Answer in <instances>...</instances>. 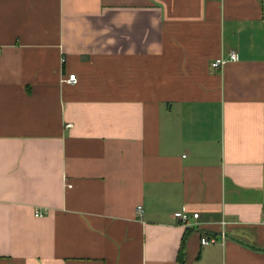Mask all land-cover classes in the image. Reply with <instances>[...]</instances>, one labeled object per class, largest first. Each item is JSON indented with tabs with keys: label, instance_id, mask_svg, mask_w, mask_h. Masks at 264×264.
I'll return each instance as SVG.
<instances>
[{
	"label": "crops",
	"instance_id": "crops-1",
	"mask_svg": "<svg viewBox=\"0 0 264 264\" xmlns=\"http://www.w3.org/2000/svg\"><path fill=\"white\" fill-rule=\"evenodd\" d=\"M0 264H264V0H0Z\"/></svg>",
	"mask_w": 264,
	"mask_h": 264
},
{
	"label": "built area",
	"instance_id": "built-area-1",
	"mask_svg": "<svg viewBox=\"0 0 264 264\" xmlns=\"http://www.w3.org/2000/svg\"><path fill=\"white\" fill-rule=\"evenodd\" d=\"M238 60L237 57V53L232 51L230 52V54L228 55V57H219L217 59H215L212 62V67L215 69H220L223 68L224 66H226L228 63L230 62H235ZM68 83L70 84H76L78 82V78L76 76V74H70L69 77L66 80ZM48 212V210H37L35 212V215L37 217L39 216H43L44 214H46ZM139 212H142V208H139ZM174 216L183 224H191L192 219H198L199 218V213H194L193 215L189 214L186 211H177L174 213ZM215 239L209 238V237H203L201 239V243L203 245H207L210 244L212 242H214Z\"/></svg>",
	"mask_w": 264,
	"mask_h": 264
}]
</instances>
